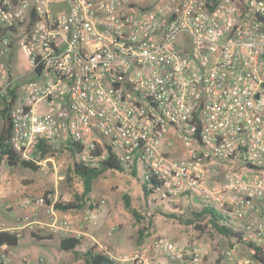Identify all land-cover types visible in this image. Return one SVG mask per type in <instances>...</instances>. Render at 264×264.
Segmentation results:
<instances>
[{"label": "built area", "instance_id": "obj_1", "mask_svg": "<svg viewBox=\"0 0 264 264\" xmlns=\"http://www.w3.org/2000/svg\"><path fill=\"white\" fill-rule=\"evenodd\" d=\"M14 48L26 64L18 77L2 60ZM12 95L8 144L20 160L37 163L40 142L61 140L80 146L75 159L87 167L112 154L142 175L147 168L159 197L197 196L241 229L227 260L264 264V0H0V109ZM170 128L184 159L162 150ZM7 158L0 153V169ZM211 161L228 167L221 183L208 180ZM104 203L89 202L81 222ZM18 205L50 206L53 221H0V232L75 234L43 197ZM159 255L202 264L205 253L158 237L129 260L160 264ZM10 256L0 244V264Z\"/></svg>", "mask_w": 264, "mask_h": 264}, {"label": "rangeland", "instance_id": "obj_2", "mask_svg": "<svg viewBox=\"0 0 264 264\" xmlns=\"http://www.w3.org/2000/svg\"><path fill=\"white\" fill-rule=\"evenodd\" d=\"M25 69L26 64L23 60H20V58L12 64V72L15 77L22 74ZM21 79L26 78L21 77L18 81ZM170 129L167 130L166 135H168ZM169 139L172 144L171 148L175 151V154L167 155L174 159L186 158L185 148L182 143L176 139V136L173 134ZM49 144L51 145V153L45 158H40L39 155H35L34 153V160L40 167L37 171L19 165L10 167L5 164L1 167L0 170L3 171L4 176L0 181L1 189L7 192L4 193V196L5 194L6 196H10L12 192L15 193L12 200H10L12 203L26 196L43 197L46 191L50 192V197L54 196L56 200L61 199L64 201L73 199L75 194L81 193L82 183L72 171V166L76 159L66 150L64 141L54 140ZM207 167V169H209V167H217V169L220 170L221 180H215L214 182L221 183L228 167L224 163L216 161H211ZM1 175L0 173V176ZM136 176L139 179L131 176L127 170L123 172L107 170L99 176L94 184V191L92 192L93 201L105 199L110 203L111 210L114 212L113 216H115L117 220H120L121 225L127 229L126 234L128 235V241L130 245H132L133 251L137 248L149 245L155 238L163 237L175 242L179 247H183L189 243H195L199 246L208 244L210 245V249L208 247V254L211 250L214 253L213 259H215L229 247L230 243H232L215 231H212L210 236L197 233L190 226L183 224V222L168 217L167 215L173 211V207L167 202L168 199L159 197L158 194L145 197L141 188L143 182L142 172H136ZM124 194H129L131 196V206L143 217L142 223L144 225H147L148 222L151 223V226H149V235L140 245L137 244L135 229V225L137 224L131 214L126 211L123 206L122 196ZM195 203L196 202H194V204ZM194 204H190V207H184L182 212L174 210V213L183 215L181 219L185 220L191 216V208H196ZM216 210L220 216L225 217L224 213L220 212L218 209ZM41 232L49 233L45 229ZM109 232L112 234L114 230L110 229ZM28 240L29 237L25 236L22 240L23 244H28ZM50 243L52 244V242ZM103 247L107 249L106 255L115 256V253L105 245L102 246L100 250L103 249ZM54 249L58 252L60 257L59 263L70 264L71 262H76L77 264H85L82 259H77L72 252H62L57 243H55ZM77 249L82 250L83 247L79 246ZM81 250H77V252H81ZM96 251H98L97 247ZM100 252H103V250ZM131 254L127 258V261L130 263L131 261L129 258ZM156 259L159 263L161 259H166L169 262L168 264H183L181 262L185 260H169L161 255L157 256ZM213 261L214 260H212V264Z\"/></svg>", "mask_w": 264, "mask_h": 264}, {"label": "crops", "instance_id": "obj_3", "mask_svg": "<svg viewBox=\"0 0 264 264\" xmlns=\"http://www.w3.org/2000/svg\"><path fill=\"white\" fill-rule=\"evenodd\" d=\"M135 1L137 4L141 6L147 5L148 3V0H135ZM173 134L174 131L170 129L168 135H166V140H164L162 146V150L168 155L175 154V151L172 150L171 148L172 144L170 143V139H169ZM0 173L2 174L0 176V181H1L4 178L3 171L0 170ZM220 176H221L220 170L217 169V167H209L208 169L209 182H214L215 180H221ZM134 178H138V177L136 176ZM93 191L94 190H92V192ZM92 192L90 193L89 198L90 200L93 201ZM4 193L7 192L2 191L0 185V221L4 222L9 228H16L18 225L17 224L18 220L25 216L28 217V220L30 221L29 223H33V224L38 223V224L46 225V224H50L53 221V218L49 213L50 206H47L45 208H40L37 211H35V213H30V211L24 210L19 207L18 199L15 200L13 203L12 201H10L14 197L15 194L14 192H12L10 196H6V194L4 196ZM127 195L130 197V202H131V196L129 194ZM50 200L53 203L56 199L54 196H52L50 197ZM167 202L173 207L172 208L173 211H171L170 213H174V210L177 212H182L184 207L186 206L190 207V204L193 205L194 202H196L194 204L196 208H191V212L197 210L203 204L212 206L219 210V208L213 203L201 200L197 196H193L191 194H184L174 200L168 199ZM88 203L89 202H87L86 206H84V208L81 210H68V211L53 210L55 214L58 216V218L60 219L66 218L67 221L71 223V226L75 231V234H68L67 236L80 239L79 246L83 247V249L81 250V249H77L79 247L78 246L76 247V250H81V252H84L87 249L96 246L97 250L101 251L100 248L105 245L108 248H110L111 251H113V253H115V256L109 255V257L115 260L117 264H132L127 261V258L133 251L132 245H130L128 241L129 240L128 235L126 234L127 229H125L124 226L121 225L120 220H117L115 216H113L114 212L111 210L110 203L107 200H105V203L100 205V210L97 219L92 223L85 224L81 222V215L89 207ZM110 229L114 230L112 234H110L109 232ZM135 229L137 231V225H135ZM196 232L199 233L198 231ZM25 236L29 237V240L27 241L28 244L26 245L23 244L22 242ZM36 236L38 238H36ZM62 237L65 236L52 235V234H47L45 232L43 233L38 232L35 230L31 231L27 227H24V229L21 231L20 237H18L17 245L15 247H10L11 250L10 258L8 259V261L2 262V264H21L23 260L35 261L40 258H42L48 264H62L59 263L60 257L58 255V252L55 251L54 249L55 243H57L59 247V241L60 238ZM228 241L233 242L234 239H230ZM50 242H52V244ZM200 246L202 247L205 253L204 261L202 262V264H212V260H214L213 264H233L232 261H229L225 258L223 252L217 258L213 259L214 253L211 250L209 251L208 254V247L210 249V245L206 244L204 246L202 245ZM229 246H231V243L229 244ZM222 255L224 256V258L221 259L220 261ZM218 260L220 261L219 263H217ZM168 263L169 262L166 259L160 260V264H168ZM181 263L185 264V261L183 260ZM70 264H77V263L71 262Z\"/></svg>", "mask_w": 264, "mask_h": 264}, {"label": "trees", "instance_id": "obj_4", "mask_svg": "<svg viewBox=\"0 0 264 264\" xmlns=\"http://www.w3.org/2000/svg\"><path fill=\"white\" fill-rule=\"evenodd\" d=\"M241 1L242 0H236L238 4H241ZM2 60H4V62L11 67L12 64L17 60L15 48L8 54L6 58H3ZM17 87L18 85H16V88ZM12 97L13 98L11 102L3 103L0 109V153L8 155L7 166L13 167L19 165L24 168L37 171L40 167L36 163L20 160L18 155L9 148L8 140L11 130L9 113L12 105L15 102V95H12ZM65 148L72 155V157L75 158L80 146L67 142L65 144ZM50 149L51 145L49 143L40 142L37 145L35 155H39L40 158H45L51 153ZM107 170H115L120 172L127 170L133 177H136L137 172L134 165L123 164L112 154H109L107 157L100 160L97 167H87L75 160L72 166V171L75 173V175H77L82 183L81 193L75 194L71 200L64 201L58 199L52 203L47 197L50 195V192L46 191L43 194L45 204L52 205L53 209L60 211L83 209L87 202H94L90 200L89 195L92 192L94 184L98 180L99 176ZM143 175L145 178L143 177L141 188L144 196L147 197L149 195L156 194L160 184L155 176H153L147 168H144ZM122 200L124 208L131 214L137 224V244L140 245L149 235V226H151V223L148 222L147 225L142 223L143 217L135 208L131 206L130 197L127 194L122 196ZM219 211L221 212V210ZM167 216L183 222V224L190 226L195 231H198L202 234H207L208 236L211 235L212 231H215L228 240H241V229L236 228L226 216H220L216 208L212 206L203 204L197 210L192 211L191 216L185 220L181 219L183 216L181 214L169 213ZM36 238L38 237L36 236ZM17 242L18 238L14 235L6 231L0 232V244H7L10 247H15ZM79 245L80 239L75 237H62L59 241V248L62 251L72 252L77 259H82L85 264H117L115 260L110 258L105 253L96 251L95 246L87 249L84 252H77L76 247ZM223 258L224 256L222 255L220 261ZM255 258L261 260L258 255H255ZM220 261L218 260L217 263Z\"/></svg>", "mask_w": 264, "mask_h": 264}]
</instances>
